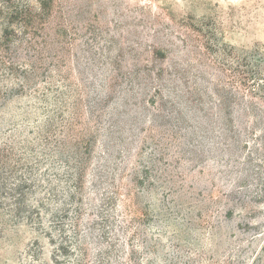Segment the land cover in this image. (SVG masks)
Listing matches in <instances>:
<instances>
[{
  "label": "trees",
  "instance_id": "trees-1",
  "mask_svg": "<svg viewBox=\"0 0 264 264\" xmlns=\"http://www.w3.org/2000/svg\"><path fill=\"white\" fill-rule=\"evenodd\" d=\"M27 15L10 13L0 29V235L25 225L47 239L51 264H88L83 235L97 231L106 246L94 247L91 264H142L130 247L140 232L134 226L135 200L120 184L126 173L109 180L105 170H95L87 180L99 133L115 126L108 107L114 85L72 89L65 72L69 42L38 39L39 28ZM196 31L198 46L167 68L160 63L168 51L160 47L152 51V68L125 73L130 87L123 92L134 91L136 82L142 101L149 94L146 102L157 112L185 124L196 158L203 156L206 140L225 153L221 174L228 187L219 194L245 217L260 218L244 229L258 231L251 239H262L258 251L238 247L222 263L240 264L250 252L252 264H264V48H238L202 35L201 27ZM116 76L121 74L110 80ZM143 171L148 190L159 175L151 167ZM122 188L127 193L121 195ZM170 203L152 205L149 219L168 223L175 207ZM239 212L227 209L224 217L230 220ZM159 244L156 239L145 247L148 264H199L202 257L190 246L181 254L151 259Z\"/></svg>",
  "mask_w": 264,
  "mask_h": 264
},
{
  "label": "rangeland",
  "instance_id": "rangeland-1",
  "mask_svg": "<svg viewBox=\"0 0 264 264\" xmlns=\"http://www.w3.org/2000/svg\"><path fill=\"white\" fill-rule=\"evenodd\" d=\"M17 11L26 12L39 28L38 39L69 42L65 72L72 89L87 85L97 91L114 85L116 92L108 107L113 110L115 126L99 133L87 180L91 181L95 170H105L109 180L126 173L120 184L125 183L135 200L134 226L140 232L130 243L136 262L149 263L145 247L156 239L160 244L151 254L154 260L181 254L191 246L202 251L199 264H223L230 250L248 246L254 252L259 250L262 237L251 239L258 231L244 229V224L260 218L245 217L219 194L228 187L221 174L225 153L206 140L203 156L196 158L187 145L191 130L185 129V124L163 110L157 112L146 102L149 94L142 101L136 82L132 81L134 91L123 90L130 87L125 73L153 67L151 57L156 48L168 51V59L160 63L167 68L198 46L196 29L200 27L202 35L227 45L264 48V0H0V29L8 15ZM116 73L120 78L110 80ZM64 93L69 94V89ZM144 167L159 175L148 190V179L140 178ZM169 187L173 193L168 192ZM126 188L121 195L127 193ZM211 196L217 203L213 204L216 199ZM160 200L175 205L168 223L148 217L151 206ZM227 209L240 214L227 220ZM206 220L212 228L206 226ZM100 235L97 231L83 235L89 244L88 264L94 247L106 246V237ZM254 257L248 252L240 264H252ZM0 264H51V246L41 234L18 225L0 235Z\"/></svg>",
  "mask_w": 264,
  "mask_h": 264
}]
</instances>
